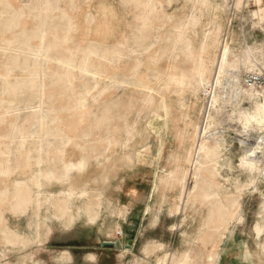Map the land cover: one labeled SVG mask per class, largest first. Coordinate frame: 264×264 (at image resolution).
<instances>
[{
  "label": "rangeland",
  "instance_id": "rangeland-1",
  "mask_svg": "<svg viewBox=\"0 0 264 264\" xmlns=\"http://www.w3.org/2000/svg\"><path fill=\"white\" fill-rule=\"evenodd\" d=\"M2 1L25 8V13L13 28L0 27V100L4 103L0 135H6L4 142L11 151L9 173L0 176V190L26 182L28 194L45 200L39 205L28 201L15 210L13 200L0 198V264H264V176L241 164L244 156L253 158L264 137V121L250 118L264 112V87H250L243 81L247 73H264V0H74V8L64 0ZM40 1L44 4L38 5ZM139 2L155 4L154 29L142 25L139 14L146 8ZM35 3L44 28L58 8L67 9L75 24L66 45L74 78L62 74L65 85L48 89L53 104L38 97L28 104L31 89L15 93L11 88L29 80L24 68L48 69L42 51L50 52L40 48L41 39L34 35L38 17L30 8ZM2 11L6 8L0 4ZM28 36L34 38L30 46ZM202 44L201 59L209 71L204 84L198 85L193 69L173 90L162 91L169 75L184 67L180 62L184 55L189 52L196 59L194 51ZM223 49H228L229 66L220 75ZM9 55H18L28 64L7 69L3 60ZM151 93L155 104H144ZM65 97L72 100L69 112L63 108ZM113 101L124 112L115 123L105 117ZM44 108L45 120L32 118ZM70 112L76 123L67 120ZM149 125L156 130L148 132ZM87 128L93 129L90 139L98 150L106 148L108 138L115 139L106 155L84 154L58 134L86 138L81 133ZM15 129L26 135L22 142ZM195 131L214 157L202 158L205 182L194 200L182 201L180 187H162L160 176L180 163L187 166L169 155H186L192 141L179 138L178 133L192 136ZM132 151L136 154L131 164L124 155ZM256 155L262 158V151ZM80 162L85 165L65 168ZM47 171L57 176L49 178ZM193 184L191 175L187 185ZM81 191L102 193L94 220ZM210 191L222 197L224 213L228 208L227 223L223 222L226 215L213 223L215 204L206 203L201 195ZM227 197L238 201L232 206ZM63 198H68L63 208L54 204ZM217 226L223 228L221 233ZM3 227L23 244L5 240ZM118 240L119 247L103 245ZM184 258L187 262L179 263ZM160 259L164 260L159 263Z\"/></svg>",
  "mask_w": 264,
  "mask_h": 264
},
{
  "label": "bare ground",
  "instance_id": "bare-ground-1",
  "mask_svg": "<svg viewBox=\"0 0 264 264\" xmlns=\"http://www.w3.org/2000/svg\"><path fill=\"white\" fill-rule=\"evenodd\" d=\"M56 1L58 2V1H62V0H56ZM64 1H67L69 3V7L67 5L68 8H74V6H75L74 0H64ZM41 3L44 4V2L40 1V4H38V5H42ZM0 4H3V7L6 8V11L0 12V27L3 29H11L15 25H18V22L22 19L23 14L25 13V8L17 9V8H15V6L12 3H9L7 1H2V2H0ZM38 5H37V3H35L34 7L30 8L31 13L35 14V16L37 15V17H38V20H37L38 26L36 27V32L34 35H36L37 37L39 36L41 39L40 48H42V49L44 48L43 50L47 49L50 52V53H46V52L42 51L43 54L45 53V56H46L45 58H46V61L48 64V69L46 71H42V70L38 69L37 65H36V67L34 66L33 69H31V68L29 69L27 67L24 68L23 65H27L28 60L24 61V60L20 59L18 55L17 56L9 55L6 58L4 57L3 63L5 64L7 69L9 67H12V68L22 67L25 70H27L28 74H30L29 80L24 81V82H18V83H15L11 86L12 90L15 93H17L19 91L23 92L24 89H31V91H33L30 100L27 101L28 104H31L37 97L43 102L47 101L48 104H53L54 100H53V97L51 96L50 90H48V89L51 87H62L63 85H65V80L63 79L62 74H66V75L69 74V75H72V78H74L73 64L70 61L71 60L70 49L66 45L72 38L71 31L74 30L75 24L73 22H71V18H68V10L67 9L58 8L57 11L55 13L52 12L53 14L51 13L50 16L48 14L45 15V17L49 16L48 17L49 21H48L47 27L44 28L42 25V18H41L43 16L37 10L39 8ZM139 5L144 6L146 8V9H143L141 11V13L139 14V19L143 23L142 25H145V26H148V27L154 29V26L156 25V21H157V14L155 13L156 11H154L155 4L145 3L144 5H142V3L139 2ZM149 5L151 6V8ZM46 7H48V6L46 5ZM44 8H45V5H44ZM48 9L49 8H47V10ZM55 9L56 8H54V11H55ZM148 9H150V10H148ZM42 10H44V9H42ZM42 10H40V11H42ZM43 20H44V18H43ZM180 30H181V28H180ZM52 31H53V35H51ZM43 34H44V37H46L45 40L42 39ZM24 35H27V34H24ZM181 35H182V33H181ZM179 36L180 35H177L176 38L177 39L180 38ZM28 37H29V39H28V42L26 44H27V46H30V43L32 42V40L34 38L30 37V36H28ZM179 40H177V41L179 42ZM17 45H21V44L15 43V46H17ZM26 48H28V47H26ZM188 48H190V46ZM204 51H205V46H204V44H202V48L199 51H194L193 57H195L196 59H192L189 56V52L188 53L186 52L187 54H185L184 58H182L180 60V62L182 64H184V67H182L180 69V71H176V72L172 73L171 75H169V78L166 81H164V86L161 90L164 92H169V91L173 90L176 86H178L179 83L183 82L184 78H186L188 76V74L192 75L193 69L195 70V71H193L195 73V76H197L199 79L198 85H200V86L203 85L204 81L207 79L206 78V74H207L206 72H209L207 70L206 66L204 65L203 60L201 59V56L204 53ZM34 53H36V52H34ZM133 53H132V55H133ZM249 53H250V51H249ZM36 54H38V53H36ZM43 54H41V55H43ZM95 54H96V52H95ZM228 54H229L228 49H223L222 54L219 56L220 57L219 58V65H221V66H220V70L218 71V74H220V75L222 73L224 74V72H226L227 67L229 66ZM38 57H39V55H38ZM35 58H34V60H35ZM38 62H36V63H38ZM58 63H62L64 65V67H66V65L67 66L69 65L70 67L68 66L69 68H63V67H60L58 65ZM51 64H53V65H51ZM33 65H34V63H32V66ZM232 67H234V66H232ZM87 70H88V68H87ZM82 71H85V70H82ZM177 76L180 77L179 80L177 79ZM138 83H140L141 86L149 89L150 91H152V92L154 91L153 88L149 87L143 81H140ZM72 88L73 87L71 85L70 89H72ZM63 93L65 95H67L66 92H63ZM63 93H57V95L63 96ZM151 94L152 95H149L147 98H144V100H143L144 104H149V105L155 104V102H156L155 97H153V93H151ZM40 100H38V101L40 102ZM71 101L72 100L70 98L67 99L65 97V104L63 105L64 106L63 108L65 110H68L67 112L70 111V107H68L67 105ZM115 103H116V105H115ZM3 105H4V103L0 100V109L4 108ZM41 105H42V103H41ZM38 106L40 107L39 104H38ZM39 107H37V109ZM164 107H165L164 108L165 112H167V107L165 105H164ZM61 111H64V110L61 109ZM159 111H160V108L157 107L154 110L153 115L155 117H158ZM261 111L262 110H260V113H258L255 116L250 115V118H257L258 120L264 121V114H263L264 112H261ZM123 113L124 112H122V108L119 106L118 101H113L111 108L108 111V113L105 115V117H106V119H108V121H112L113 123H115L116 120H118L121 117L122 118L124 117ZM47 114H48V112L45 113V108H44V109H41V110L34 112L33 116L32 115L31 116H32V118L40 117L43 120H45V118L47 117ZM71 114L72 113L70 112L67 120L71 119V121H74V123H76L77 122L76 116L71 115ZM1 118H3L2 115H1ZM166 120H168V119H166ZM152 126L153 125L148 126V129H147L148 132L151 129L153 131L156 130ZM129 129H127V132L129 134L133 135V130L132 129L129 130ZM92 130L93 129L90 128L86 131H82L81 136H84L86 138H82L80 136L70 137L69 135L62 133V132H60L58 134L68 144L76 145L79 149L82 150V152L84 154L101 152L102 155H106L108 153L109 146L111 144H114L115 139L114 138H108L105 141V143H107L106 148L103 150H98L96 148L97 143H94V140L90 139V135H91ZM15 132H16L15 134H17V136L21 135L19 137L23 138L20 142H22L26 138V135L23 133L22 130L15 129ZM114 132H117V129H115ZM179 133H178L179 138L188 139V140L192 141L191 146L188 148L186 155L180 156L176 152H173L172 154L169 155V159L181 161V162H186L187 166L184 167L183 165L185 163L183 165L180 163L177 165V168L168 171L166 174H162L160 176V185L162 187H168V188L169 187H175L176 188L179 186L181 189V192L179 195L180 199L182 201H189V200L193 201L194 198L196 197V195L198 194V192L200 191L201 187L204 185V182H205V181H203L202 173H203V171H205L206 162L203 161L202 158L211 157V155L214 153V151L206 144V141L204 138H201V137L199 138V133L197 131H195L192 136H190V134H188V135L182 134V132H181V134H179ZM5 136L6 135H4V136L0 135V138L1 139L3 138V140H0V176L7 175L9 173V171L7 169V163L9 161V159H11L10 158L11 157L10 156V154H11L10 148L4 142V138L7 139V137H5ZM262 139H263L262 145L260 144L259 146H256L254 149L253 158L248 159L247 156H244L241 159V164L243 166L249 168L252 171L260 172L264 176V161L260 160V159H264V137ZM131 141L132 140L129 139L130 143H131ZM53 144H54L53 142L49 143L50 146H53ZM259 149L262 151V156H261L262 158H259L256 155L257 150H259ZM162 151H164L163 147H160L158 152L162 154ZM135 154H136V152L134 153L132 151V152L125 154L124 157H126V159L129 161V163L132 164V163H134V155ZM213 157H214V155H212V158ZM84 165H85L84 162L72 163V164H67L65 166V168L67 167V170H70L73 168L82 167ZM47 172H49V171H47ZM191 175H193L195 177V184L191 185V187L189 188L187 184H188V178ZM56 176H57V174L55 172H49V178L53 179ZM155 185H157V184H155ZM155 187H157V186H155ZM27 188H28V184H26V182H15V183H13L12 188L0 190V198L2 201L13 200L12 205L14 206L15 210H19L28 201H31L32 203L39 205L41 201L45 200L44 197H42L40 195L33 196V195L28 194L26 192ZM157 190L155 188V191H157ZM101 194L102 193L98 192V191L97 192H89V193L86 191H81V196L86 198L85 199V206H86L87 212H88V214L92 220H94L98 216L97 215L98 212L96 211V209L99 208L101 205V201H102ZM201 195L204 198V201L206 203L208 202L210 204H215L214 205L215 208L211 212V215L215 216V217H212L213 223L215 221L217 222V220L215 218L219 217L221 215H226L223 222L227 223L229 216H230L229 215L230 213L228 212L227 207H225L226 212L224 213L223 208H222V207H224V205H222V199H221L222 197L220 198V194L217 192H214V191H210V192H203V193H201ZM186 196H187V200H186ZM226 199L229 201L230 205H232V206H234V204L237 203V201H238L237 198H235V197H227ZM66 201H68V198L58 199V201L54 202V204L56 206L58 205L59 207L63 208L65 206L64 204ZM184 203H186V202H184ZM177 204L175 206H177ZM180 208H178V209H180ZM216 222H215V224H216ZM0 223H1V217H0ZM219 223H220V221H219ZM212 226H213V224H212ZM223 226H225V224ZM217 229H218L219 233H221L223 228L221 229L220 226L219 227L217 226ZM224 229H226V228H224ZM227 230H228V228H227ZM2 231L4 233V239L5 240L10 241V242L15 241V244H23L22 240H20L16 236L14 238L13 235H11V232L7 229V227H3ZM222 235L223 234H220V236H222ZM162 260H164V259H160L159 263ZM182 262H187V258H184L183 260H179V263H182Z\"/></svg>",
  "mask_w": 264,
  "mask_h": 264
},
{
  "label": "built area",
  "instance_id": "built-area-1",
  "mask_svg": "<svg viewBox=\"0 0 264 264\" xmlns=\"http://www.w3.org/2000/svg\"><path fill=\"white\" fill-rule=\"evenodd\" d=\"M244 83L250 87H264V73H247L243 78Z\"/></svg>",
  "mask_w": 264,
  "mask_h": 264
},
{
  "label": "water",
  "instance_id": "water-1",
  "mask_svg": "<svg viewBox=\"0 0 264 264\" xmlns=\"http://www.w3.org/2000/svg\"><path fill=\"white\" fill-rule=\"evenodd\" d=\"M120 244H121V243H120L119 240L116 241V242L108 241V242H104V243H103L104 246H105V245H112V246H115V247H119Z\"/></svg>",
  "mask_w": 264,
  "mask_h": 264
},
{
  "label": "crops",
  "instance_id": "crops-1",
  "mask_svg": "<svg viewBox=\"0 0 264 264\" xmlns=\"http://www.w3.org/2000/svg\"><path fill=\"white\" fill-rule=\"evenodd\" d=\"M130 183H132V182H130Z\"/></svg>",
  "mask_w": 264,
  "mask_h": 264
}]
</instances>
